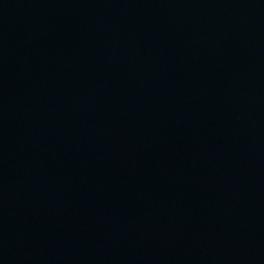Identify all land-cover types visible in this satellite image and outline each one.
<instances>
[{"label": "water", "instance_id": "obj_1", "mask_svg": "<svg viewBox=\"0 0 264 264\" xmlns=\"http://www.w3.org/2000/svg\"><path fill=\"white\" fill-rule=\"evenodd\" d=\"M0 264H264V0H0Z\"/></svg>", "mask_w": 264, "mask_h": 264}]
</instances>
